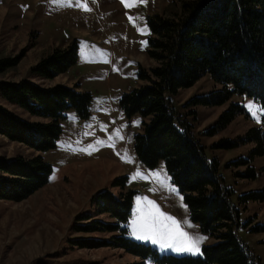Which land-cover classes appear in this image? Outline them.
Instances as JSON below:
<instances>
[{
  "label": "rangeland",
  "instance_id": "obj_1",
  "mask_svg": "<svg viewBox=\"0 0 264 264\" xmlns=\"http://www.w3.org/2000/svg\"><path fill=\"white\" fill-rule=\"evenodd\" d=\"M173 2L0 0V60L14 61L0 73V84L28 80L43 87H74L78 83L80 90L91 96L87 118H78L74 110L63 113L54 149L38 152L0 134V157L40 155L52 167L49 181L28 198L19 202L0 200V264H156L111 245L77 247L82 239H108L118 234L83 229L93 220L117 223L98 211L94 195L105 189L115 196L133 193L127 236L161 254L199 256L201 250L196 254L177 252L178 242L173 248H164L153 242L158 235L142 231L139 223L134 228L133 222L139 220L141 212L154 211L148 201L174 218L179 230L190 237H206L199 249L216 242L191 221L164 160L154 168L138 161L133 138L142 130L140 117L127 116L119 105L122 94L147 83L138 78L139 67L147 70L155 64L147 52V17L164 11L172 15L178 6L176 3L168 10ZM72 42L77 46V57L65 73L52 79L33 73L36 64L54 48ZM219 89L221 86L206 74L191 87L168 97L176 114L192 125L195 138L205 147L206 158L219 161V173L225 185L233 188L232 203L239 212L234 232L259 264H264V201L244 203L240 198L244 193L264 190V152H254L259 140L239 141L231 149L214 146L222 139H244L251 129L258 130L264 139V112L260 111L264 106L237 94L220 105H188L193 97ZM0 104L25 120L45 121L8 103L1 95ZM231 104L238 105L241 111L223 125L220 117ZM253 111L259 119L252 115ZM138 172L142 175L138 176ZM152 173L160 175L157 178ZM143 235L150 238L143 239Z\"/></svg>",
  "mask_w": 264,
  "mask_h": 264
},
{
  "label": "trees",
  "instance_id": "obj_2",
  "mask_svg": "<svg viewBox=\"0 0 264 264\" xmlns=\"http://www.w3.org/2000/svg\"><path fill=\"white\" fill-rule=\"evenodd\" d=\"M176 3L172 15L164 11L147 17V52L155 64L147 70L139 67L138 78L147 83L122 94L119 105L127 116L140 117L142 130L133 138L138 161L154 168L164 160L191 221L216 242L202 245L199 256L161 254L127 236L133 193L115 196L105 189L94 195L98 211L117 223L93 220L90 226L82 227L87 232L118 234L108 239H82L77 247L111 245L156 264H259L234 232L239 212L232 203L233 188L225 185L219 173V161L206 158L205 147L195 138L192 125L176 114L168 95L191 87L208 74L221 89L193 97L188 105H220L237 94L264 106V0H175L168 10ZM76 57L77 46L72 42L54 48L32 71L52 79L65 73ZM13 63L1 59L0 73ZM0 95L29 115L45 119L25 120L0 104V134L38 152L56 147L65 111L74 110L78 118L85 119L91 103L90 94L80 90L78 83L74 87H43L28 80L4 82L0 84ZM240 111L238 105L231 104L220 123L224 125ZM251 138L259 140L254 152L263 153L264 139L255 129L249 130L244 139H222L214 146L231 149ZM51 173V165L40 155L0 157V200L19 202L28 198L49 181ZM240 198L244 203L263 202L264 190L250 191Z\"/></svg>",
  "mask_w": 264,
  "mask_h": 264
},
{
  "label": "snow or ice",
  "instance_id": "obj_3",
  "mask_svg": "<svg viewBox=\"0 0 264 264\" xmlns=\"http://www.w3.org/2000/svg\"><path fill=\"white\" fill-rule=\"evenodd\" d=\"M141 2H143V0H141ZM126 6H128L127 3ZM249 107L252 108V105L250 104ZM260 111L264 112V108H261ZM252 115L256 117V112L253 111ZM256 118L259 119L258 117ZM137 175L139 176L142 174L138 172ZM151 175L158 178L160 173H152ZM144 178L147 179L148 177L145 176ZM147 203L153 206L154 211L150 210L147 214H145L141 212V209L138 207L137 211L141 212V215L138 221L133 222L134 228L137 223H139L142 231L150 232L152 235H158L159 239H156L153 242L161 244L164 248H173L174 242H178L175 244V250L177 252H190L194 254L200 252L199 244L202 240L206 239V237H198L195 239L190 237L187 233L179 230L174 218L166 216V214L160 212L158 206L155 205V202L148 201ZM166 221H171L172 223L168 224ZM141 238L149 239L150 236L143 235Z\"/></svg>",
  "mask_w": 264,
  "mask_h": 264
}]
</instances>
